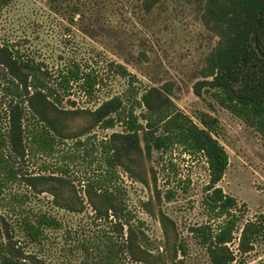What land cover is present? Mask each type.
I'll return each instance as SVG.
<instances>
[{"label":"trees","instance_id":"trees-1","mask_svg":"<svg viewBox=\"0 0 264 264\" xmlns=\"http://www.w3.org/2000/svg\"><path fill=\"white\" fill-rule=\"evenodd\" d=\"M15 1L0 0V25ZM159 1L143 0L141 7L150 13ZM198 5L204 26L218 41L206 55L203 79L194 90L204 98L202 90L208 89L220 105L264 138V0H199ZM74 13L84 12L75 8ZM110 66L124 76L130 74L122 64ZM86 67L73 61L55 76L42 63L25 58L10 42L0 40V264H49L38 248L51 233L64 231L66 221L59 211L79 214L88 207L100 228L71 249L82 247L88 258H82V264H120L126 254L137 263L162 264V256L142 244L143 221L129 208L121 179V173H127L149 185V172L156 199L143 202V209L156 215L158 207L165 246L173 250L170 260L184 264L180 253L187 256L189 246L179 241L176 222L160 208L163 192L155 168L146 167L152 159L165 164L166 154L177 150L206 158L210 178L202 201L221 220L216 228L208 223L190 227L196 244L205 249L211 264H245L264 235V214L241 227L237 199L218 185L230 165L229 154L217 138L218 119L208 112H200L195 119L182 110L169 82L147 85L140 96L131 93L130 105L119 94L100 98L102 77ZM130 78L133 84L135 76ZM72 85L86 99L94 100L93 106L79 107L70 98L64 105L66 95L61 91ZM82 117L86 123L76 127ZM106 130L113 131L91 136ZM90 144L101 161L95 172L77 178L84 187L79 191L70 168L92 165L90 150L85 152ZM49 159H56L54 168ZM170 164L176 168L173 161ZM172 193L173 189L166 190V197L170 199ZM118 236L124 243H119Z\"/></svg>","mask_w":264,"mask_h":264},{"label":"rangeland","instance_id":"rangeland-1","mask_svg":"<svg viewBox=\"0 0 264 264\" xmlns=\"http://www.w3.org/2000/svg\"><path fill=\"white\" fill-rule=\"evenodd\" d=\"M142 1L16 0L2 17L0 40L10 42L25 58L42 63L54 75L73 61L89 66L86 68L102 77L100 98L119 94L128 103L131 93L140 96L147 85L169 82L174 101L186 113L194 118L200 112L216 117L219 121L217 138L230 158L228 170L218 185L237 199L236 212L242 217V227L264 214V138L255 127L220 105L208 89L202 90L206 99L197 96L194 90V85L203 79L201 69L206 55L218 41L217 35L202 22L199 0H160L150 13L142 9ZM75 8L84 13L75 14ZM112 62L126 66L130 74L124 76L116 66H110ZM131 75L135 76L133 84ZM61 92L66 95L64 105L69 104V98L76 100L79 107L94 104V100L86 99L75 85ZM136 111L140 112V108ZM85 123L82 117L75 126ZM112 131H99L91 136H106ZM92 146L85 148V152L90 150L88 161L93 160L92 165L86 163L70 168L79 191L84 187L77 178L95 172L101 161L96 150H91ZM164 159L165 164L149 160L146 167L155 168L158 187L163 192L160 208L176 222L179 241L189 246V254L180 253V258H184V264H211L205 249L196 244L189 231L197 224L208 223L216 228L221 222L207 211L202 201L210 178L206 158L189 157L177 150L173 155L166 154ZM171 161L176 168L171 166ZM49 162L52 168L57 164L56 159ZM149 177V185H144L127 173H121L129 208L143 221L142 244L152 253L160 254L162 264H173L170 260L173 250L165 246L158 207L156 215L143 209V202L156 199L150 172ZM168 189L174 190L170 199L166 197ZM59 213L66 221L64 231L51 233L38 250L49 264H82V258L88 259L82 247L75 252L71 249L100 227L94 222L90 207L79 214L65 210ZM239 234L240 228L235 235ZM118 241L124 243L119 236ZM232 247L235 248V244ZM92 259L90 257L89 261ZM120 264L148 263H137L126 254ZM245 264H264V235L246 256Z\"/></svg>","mask_w":264,"mask_h":264},{"label":"water","instance_id":"water-1","mask_svg":"<svg viewBox=\"0 0 264 264\" xmlns=\"http://www.w3.org/2000/svg\"><path fill=\"white\" fill-rule=\"evenodd\" d=\"M256 48L259 50V45L258 44H256Z\"/></svg>","mask_w":264,"mask_h":264}]
</instances>
